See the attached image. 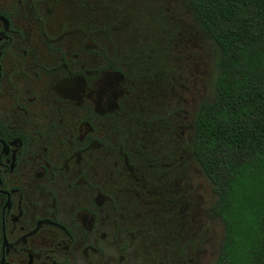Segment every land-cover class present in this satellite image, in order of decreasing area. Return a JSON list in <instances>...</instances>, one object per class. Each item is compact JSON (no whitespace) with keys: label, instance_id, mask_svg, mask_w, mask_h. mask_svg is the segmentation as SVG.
<instances>
[{"label":"flooded vegetation","instance_id":"af4514ba","mask_svg":"<svg viewBox=\"0 0 264 264\" xmlns=\"http://www.w3.org/2000/svg\"><path fill=\"white\" fill-rule=\"evenodd\" d=\"M92 2L0 0V264H203L197 244L188 258L174 248L146 254L157 211L170 246L197 237L203 224L185 161L199 162L194 141L204 103L195 117L184 111L163 122L175 154L182 141L189 154L147 164L148 181L145 147L126 146L125 123L143 122L134 111L130 121L131 71L110 58L111 32L89 31L102 17ZM148 185L155 206L141 211ZM215 203L210 210L219 216Z\"/></svg>","mask_w":264,"mask_h":264},{"label":"rangeland","instance_id":"374dc122","mask_svg":"<svg viewBox=\"0 0 264 264\" xmlns=\"http://www.w3.org/2000/svg\"><path fill=\"white\" fill-rule=\"evenodd\" d=\"M92 4L102 17L100 22L93 21L89 31L100 37L111 32L104 44L110 58L131 71L134 90L129 99L130 121L135 119L136 113L143 122L140 127H135L133 122L125 123L126 146L145 147L142 149L146 160L144 171L151 181L153 168L147 164L165 161L158 158L167 155L178 157L181 150L189 154L190 146L186 141L181 142V150L175 154L177 142L167 134L163 122H174L176 114L184 115V111L189 117H195L201 103L213 100L219 76V48L198 26L189 0H93ZM190 33L195 38L189 40ZM185 164L186 183L199 195L205 209L198 236L172 246L166 244L165 216L157 211L156 224L147 231L149 252L146 256H159L165 248H174L177 255L188 258L193 255L188 250L197 244L200 254H205L203 264H212L219 253L224 231L221 218L210 210L217 195L196 158L186 159ZM148 186L150 188L145 190L149 196L141 198V211L155 206L153 186ZM153 213L150 212V217L155 215Z\"/></svg>","mask_w":264,"mask_h":264},{"label":"trees","instance_id":"16d2710c","mask_svg":"<svg viewBox=\"0 0 264 264\" xmlns=\"http://www.w3.org/2000/svg\"><path fill=\"white\" fill-rule=\"evenodd\" d=\"M219 48L194 151L224 231L213 264H264V0H190Z\"/></svg>","mask_w":264,"mask_h":264}]
</instances>
